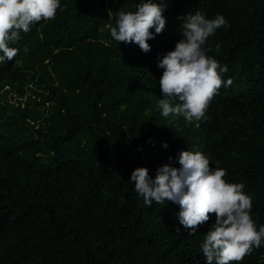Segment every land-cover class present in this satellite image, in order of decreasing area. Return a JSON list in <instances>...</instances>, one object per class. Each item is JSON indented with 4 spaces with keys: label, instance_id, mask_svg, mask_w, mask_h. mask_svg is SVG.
Here are the masks:
<instances>
[{
    "label": "trees",
    "instance_id": "trees-1",
    "mask_svg": "<svg viewBox=\"0 0 264 264\" xmlns=\"http://www.w3.org/2000/svg\"><path fill=\"white\" fill-rule=\"evenodd\" d=\"M144 2L60 0L54 20L9 43L20 51L0 63V264H207L215 215L190 236L177 204L145 206L131 182L137 168H179L182 151L243 183L264 225V0H152L166 25L147 53L110 36L117 13ZM196 11L224 16L204 48L233 83L188 123L162 116L158 64L182 39L177 18ZM239 264H264V240Z\"/></svg>",
    "mask_w": 264,
    "mask_h": 264
},
{
    "label": "clouds",
    "instance_id": "clouds-1",
    "mask_svg": "<svg viewBox=\"0 0 264 264\" xmlns=\"http://www.w3.org/2000/svg\"><path fill=\"white\" fill-rule=\"evenodd\" d=\"M60 7V0H0V52L3 53L0 63L13 60L20 51L9 47L10 42L17 43L22 32L31 31L32 24L54 20ZM165 8L163 3L147 0L138 4L134 12L119 11L115 26H110L111 38L120 43H135L143 52H149L148 41L155 38L151 30L154 28L158 35L165 28ZM177 19L181 22L182 39L158 64L163 69L159 87L164 97L159 100V107L164 117L171 114L183 116L188 123L198 122L205 119L218 90L233 83L232 79L226 83L222 79L227 66L208 56L204 48L217 29L228 25L224 16L217 14L208 19L201 11ZM219 48L217 44L216 51ZM178 163L179 168L159 167L154 179L147 168L133 171L131 182L143 197L144 205L151 206L153 201L177 204L179 224L190 230V236L196 235V229L214 214L215 224L201 244L207 264H239L254 248L259 249L264 240V225L257 230L250 214L252 200L243 191L244 184L227 182L226 170L210 167L209 158L199 151H182Z\"/></svg>",
    "mask_w": 264,
    "mask_h": 264
}]
</instances>
